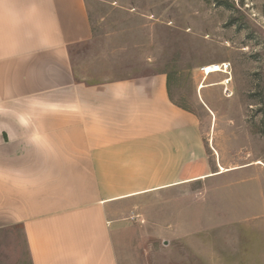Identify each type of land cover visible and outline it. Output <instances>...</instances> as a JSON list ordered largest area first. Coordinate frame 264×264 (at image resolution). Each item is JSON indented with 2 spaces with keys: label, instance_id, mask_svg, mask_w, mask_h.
<instances>
[{
  "label": "crops",
  "instance_id": "1",
  "mask_svg": "<svg viewBox=\"0 0 264 264\" xmlns=\"http://www.w3.org/2000/svg\"><path fill=\"white\" fill-rule=\"evenodd\" d=\"M92 36L89 0H0V231L21 230L31 264H123L124 208L162 195L171 234L174 192L172 238L196 261L215 264L199 248L213 235H200L198 217L264 230V185L219 181L262 165L211 162L201 121L172 100L167 72L78 81L70 52ZM201 181L210 198L188 199Z\"/></svg>",
  "mask_w": 264,
  "mask_h": 264
},
{
  "label": "rangeland",
  "instance_id": "2",
  "mask_svg": "<svg viewBox=\"0 0 264 264\" xmlns=\"http://www.w3.org/2000/svg\"><path fill=\"white\" fill-rule=\"evenodd\" d=\"M89 5L92 39L70 52L78 81L97 85L167 72L172 100L201 121L211 162L264 163V0H89ZM224 62L231 66L229 76L200 72ZM223 78L228 85H221ZM254 166L219 181L245 177L264 185L262 166ZM205 184L188 186L187 198L209 199ZM178 194L172 193L171 234L163 223L162 195L139 196L124 208L130 215L121 236L123 264H206L172 238L178 232ZM214 220L206 214L196 219L200 235H213L199 242L212 263L264 264L263 229ZM0 264H30L20 229L0 231Z\"/></svg>",
  "mask_w": 264,
  "mask_h": 264
},
{
  "label": "built area",
  "instance_id": "3",
  "mask_svg": "<svg viewBox=\"0 0 264 264\" xmlns=\"http://www.w3.org/2000/svg\"><path fill=\"white\" fill-rule=\"evenodd\" d=\"M230 69L231 66L229 63H219V64H213V65H208V66H204L200 68V72L205 76L208 77L209 75H213V74H222L225 76H229L230 75ZM225 81H227L228 83H224ZM224 84L223 85H228L229 84V78H226L224 80Z\"/></svg>",
  "mask_w": 264,
  "mask_h": 264
},
{
  "label": "bare ground",
  "instance_id": "4",
  "mask_svg": "<svg viewBox=\"0 0 264 264\" xmlns=\"http://www.w3.org/2000/svg\"><path fill=\"white\" fill-rule=\"evenodd\" d=\"M224 83H226V84H227L228 82H227V81H225ZM224 83H222V84H224ZM201 88H203V86H201ZM257 164L264 166V164H263L262 162H260V161H258V162H257ZM222 170H223V172H224V169H222Z\"/></svg>",
  "mask_w": 264,
  "mask_h": 264
},
{
  "label": "trees",
  "instance_id": "5",
  "mask_svg": "<svg viewBox=\"0 0 264 264\" xmlns=\"http://www.w3.org/2000/svg\"><path fill=\"white\" fill-rule=\"evenodd\" d=\"M30 264H31V262H30Z\"/></svg>",
  "mask_w": 264,
  "mask_h": 264
}]
</instances>
